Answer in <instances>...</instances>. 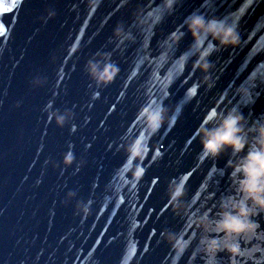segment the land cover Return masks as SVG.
<instances>
[{
  "label": "water",
  "instance_id": "water-1",
  "mask_svg": "<svg viewBox=\"0 0 264 264\" xmlns=\"http://www.w3.org/2000/svg\"><path fill=\"white\" fill-rule=\"evenodd\" d=\"M15 2L0 0V264H264V214L234 258L205 255L199 241L212 233L193 222L206 209L215 218L234 189L227 161L244 154L201 158L198 126L218 123L205 113L264 118V0H24L12 12ZM193 12L235 24L240 44L207 35L198 46L182 23ZM209 45L211 67L193 71ZM90 60L119 72L98 84ZM145 105L166 110L154 134L137 118ZM52 110L67 113L62 127L47 121ZM143 132L150 151L133 161L127 147ZM126 159L145 169L139 179ZM169 233L190 238L182 254Z\"/></svg>",
  "mask_w": 264,
  "mask_h": 264
},
{
  "label": "clouds",
  "instance_id": "clouds-1",
  "mask_svg": "<svg viewBox=\"0 0 264 264\" xmlns=\"http://www.w3.org/2000/svg\"><path fill=\"white\" fill-rule=\"evenodd\" d=\"M187 30L192 34L193 41L199 46L202 37L210 35L213 41H218L220 45L235 47L240 44L241 37L237 26L225 21L223 18H207L204 15L193 12L185 17L182 22ZM120 29L117 28V32ZM183 33L173 31L170 33V39L175 41ZM213 45L205 48L193 62L192 70L200 68L207 72L211 63L206 59ZM75 50V49H73ZM87 71L97 81L98 84L110 83L118 74L119 68L114 64H106L102 69L94 61H89ZM205 79L208 77L205 76ZM197 85L194 83L190 86L186 94L194 96ZM98 95V94H96ZM48 106H45L47 108ZM165 108L163 105L150 107L142 106L137 112V118L146 120V127L151 133H155L164 121ZM67 113H61L59 110H52L47 113V121L55 120L57 126L62 127L66 121ZM204 121L210 122L218 119V123L212 128L202 122L198 126L200 134L202 159L207 157L215 158L226 149L233 153L239 154L236 160L227 161L228 167L232 169L234 189L229 195L222 196L219 203V210L215 218L209 215L211 209H206L193 222L205 232L212 233L207 238L202 237L199 245L205 255L215 256L219 252H226L230 258L236 257L241 253V239L246 233H256L259 228V222L255 217L264 214V118L253 120L246 126V117L236 108L225 112H218L215 107L210 108L204 115ZM147 133V135H146ZM248 133H255L249 140ZM148 132H143L133 139L128 145V158L135 161L139 158L143 161L150 151L148 144ZM157 151L155 152V157ZM74 159L71 151L65 153L63 162L71 163ZM127 166V167H126ZM122 167L127 171H133V176L139 179L145 169L138 165L135 169L128 168V160ZM185 177L180 179L172 193V201L182 194ZM41 179L38 178L36 183L39 184ZM69 195H72L69 193ZM163 235V233H162ZM235 238V239H233ZM226 242L223 244L221 240ZM168 240L172 248L178 253H183L190 242L185 240L182 235L169 233ZM233 264L235 261L233 260Z\"/></svg>",
  "mask_w": 264,
  "mask_h": 264
},
{
  "label": "snow or ice",
  "instance_id": "snow-or-ice-1",
  "mask_svg": "<svg viewBox=\"0 0 264 264\" xmlns=\"http://www.w3.org/2000/svg\"><path fill=\"white\" fill-rule=\"evenodd\" d=\"M23 2H24V0H16V2L13 4V6L11 7V9H10V11H15L16 10V8L17 7H19V6H22L23 5ZM123 2H125V0H122V3ZM253 2V0H249V4H251ZM0 26H2V31H0V36H3L6 32H7V26L3 23V22H0ZM61 79H62V77H61ZM114 108H115V105H113V108L112 109H109V111H112V110H114ZM73 130H75V129H73ZM192 143V140H188V144L190 145ZM90 147V146H89ZM161 147H162V145H161ZM157 155H160V151H159V149H157ZM156 157H153V159H155ZM191 175V173H188L186 176H185V179H187L188 178V176H190ZM158 181L156 180V179H153L152 181H151V183L153 184V185H155L156 183H157ZM149 192L151 191V189H149L148 190ZM171 206V202L169 201V202H166L165 204H163L161 207H160V209H159V213L162 215L163 213H165L166 212V210L169 208ZM147 221H145V223H146ZM156 233H157V229L155 228V227H153L151 230H150V233H149V239H151V237L152 236H154V235H156ZM101 235H103V234H101ZM160 235H162V232L160 233ZM113 239H115V237H113ZM100 243V241L99 240H97V244H99ZM148 251H149V246L147 245V244H145L144 246H143V252L141 253V255L143 256V255H146L147 253H148Z\"/></svg>",
  "mask_w": 264,
  "mask_h": 264
}]
</instances>
